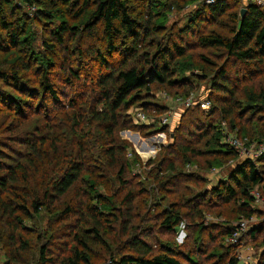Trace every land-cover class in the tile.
I'll return each mask as SVG.
<instances>
[{"label": "trees", "instance_id": "obj_1", "mask_svg": "<svg viewBox=\"0 0 264 264\" xmlns=\"http://www.w3.org/2000/svg\"><path fill=\"white\" fill-rule=\"evenodd\" d=\"M200 1L0 0L4 264H243L244 248L264 264V205L250 195L264 200V154L241 160L220 133L224 122L264 146V8ZM87 61L96 78L79 70ZM229 64L253 69L239 92ZM201 83L209 111L190 107L175 128L160 126V93L199 98ZM134 109L151 120L137 123ZM123 131L171 143L143 161ZM212 168L222 174L208 188ZM251 216L242 243L230 245Z\"/></svg>", "mask_w": 264, "mask_h": 264}, {"label": "built area", "instance_id": "obj_2", "mask_svg": "<svg viewBox=\"0 0 264 264\" xmlns=\"http://www.w3.org/2000/svg\"><path fill=\"white\" fill-rule=\"evenodd\" d=\"M17 1V0H14ZM218 1H224V0H201L200 2L202 4L211 5ZM244 4L250 3L254 4L256 6L264 8V0H242ZM27 11L29 14H33L35 11L34 7H28ZM159 97L161 100H164L166 104H168V111L166 114L161 118L160 120V126H172V119L174 115L177 113L176 108L180 110V113L182 110H185L190 107L198 106L203 111L207 112L209 111L211 104L206 98H196L195 95H191L187 99H180V98H170L164 93H160ZM177 109V110H178ZM132 118L139 124H147L151 118L150 116L146 115L141 109H134V111L131 112ZM220 133L222 136V142L229 147H231L237 154V157L241 160H249L253 161L254 159L258 158L262 154H264V146L259 145L256 143H250L248 139L246 138H239L234 133H230L227 129V126L224 122L220 124ZM163 136V141H161V144H165V135L160 134ZM140 141L147 142L146 139L140 138ZM157 153V149H154ZM139 155V154H138ZM140 157V156H139ZM154 157L153 154L148 157L152 158ZM141 158V157H140ZM143 161H145L143 158H141ZM147 160V159H146ZM234 164L233 162H230L229 165L232 166ZM186 172L191 173L197 170L196 165L187 164L185 167ZM222 172H220L217 168L210 169L206 174L205 177L208 182L212 183L217 181L221 177ZM251 197L253 198L254 205L257 208H262L264 205V200L259 194L258 190L254 189L250 192ZM256 217L251 216L248 219H241L236 224V231L227 239V242L230 245H237L238 243H242V238L246 234L248 228L250 225H253L256 223ZM245 249V248H244ZM244 249L237 251V259L242 262L243 264H257L255 258L252 256V252H249L248 254H244ZM106 264H115L111 261L107 262Z\"/></svg>", "mask_w": 264, "mask_h": 264}, {"label": "rangeland", "instance_id": "obj_3", "mask_svg": "<svg viewBox=\"0 0 264 264\" xmlns=\"http://www.w3.org/2000/svg\"><path fill=\"white\" fill-rule=\"evenodd\" d=\"M133 8L135 9V12H139V11H141V9H142V6L141 5H135V7H134V3H133ZM176 21V16H174V17H170L169 18V21L166 23V27H169V26H171L174 22ZM181 24H182V22H181ZM179 25V24H178ZM37 27V32L38 33H40V36H42L43 35V32H42V28H40V26H36ZM206 28H208V26L206 25ZM212 28H214L213 26H210L209 27V29H212ZM101 46V45H100ZM213 51V54L215 55V53H217L218 54V57H220L221 56V53L220 52H218V51H215V50H212ZM56 53L58 52V50L56 49V51H55ZM193 52H196V54H198V53H201V52H205V53H207V54H209V52L208 51H203V50H201V48L200 47H197L196 49H193ZM61 55V51L59 52V56ZM208 56H210V55H208ZM211 56H213V55H211ZM214 57V56H213ZM216 58V57H215ZM0 60H1V56H0ZM119 60H120V56L119 55H115V56H113V58H111L110 59V64L111 65H113L112 67H116L117 66V64H118V62H119ZM212 60V59H211ZM2 61V60H1ZM25 61V60H24ZM219 60H217V62H218ZM59 64V62H57V65ZM227 68L229 69V72H230V75L228 76V80L230 81V84H231V87H233V88H237L236 90L239 92V90H241V88L243 87V85L246 83L245 82V80H248V79H245L244 77H248L249 75H252L251 73H252V68H248V69H243V67L242 66H238V67H236V68H233L232 69V71H230L231 69H230V64L229 65H227ZM79 70L81 71V73H82V75H84L83 77H85V78H96L97 77V73H96V70H95V67L90 63V62H84V63H82V65H80V67H79ZM232 72H237V75H236V78H234L233 77V74H232ZM198 74L199 72H195V74ZM189 74H187L186 76H188ZM57 76L59 77V74H57ZM181 77H183L184 78V76H181ZM51 79H52V77H51ZM254 81H258L259 80V78H257V77H254V79H253ZM59 81V80H58ZM261 83H263L264 84V77L263 78H261L260 80H259ZM256 85H258V82H256L255 83ZM199 86H203V87H201L200 89H199V95H202V96H200L199 98L201 99H203V98H206V95H207V91L205 92L204 91V89L205 88H209V83H201ZM205 87V88H204ZM7 90V89H6ZM77 90H79V89H77V88H74V91L76 92ZM195 97H197V96H195ZM198 98V97H197ZM162 101V103H164V105L165 106H169L168 104H166V102L164 101V100H161ZM52 105H49V107H51ZM178 108H176V110H177ZM130 112H128V114H129ZM206 122H208V120H206ZM176 125H177V122L176 123H174V125H172L171 127L173 128H175L176 127ZM127 132H129L131 135H128V134H124V138H125V140L126 139H128V140H130V141H132L133 143H134V145L136 146V149H137V151H138V154H139V156L141 157V158H143L144 160H146V159H148V155H152L153 154V149L151 148V147H155V149H157V150H159L160 149V146H166L167 144H170L171 142L169 141V139H168V141H167V137H166V135L164 134V133H162V134H164L165 135V137H166V139H165V144L163 145V144H161V141H163V136H161L160 134H158V135H155V136H152V138H153V140H152V142H144V141H140V139L139 138H137L136 136H134V135H132V133L134 134V133H136V134H138V136L140 137V138H142V139H148V138H150V137H148V138H143V137H141L140 135H139V133H137V132H131V131H127ZM170 132H173V129H171V131ZM121 136V135H120ZM122 137V136H121ZM123 138V137H122ZM123 138V139H124ZM185 139V137H183V140ZM127 140V141H128ZM198 141V139L195 141V143L194 144H192V146H196V148H200L201 146H202V142L201 143H199V144H196V142ZM129 142V141H128ZM169 142V143H168ZM132 144V143H131ZM134 148V147H133ZM199 159H201V158H199ZM213 183H215V182H212V183H210L209 182V184L207 185V187L209 188V186H210V184H213ZM225 209L227 210V209H229V207H225ZM263 209V208H262ZM226 218V217H225ZM218 220V219H217ZM181 237H183V234L181 233L180 234V236H178V241H180L181 240ZM242 250V249H241ZM244 254H248L249 252H251V250L250 249H248V248H245L244 250ZM0 264H4V258H3V253H2V251H1V248H0Z\"/></svg>", "mask_w": 264, "mask_h": 264}, {"label": "water", "instance_id": "obj_4", "mask_svg": "<svg viewBox=\"0 0 264 264\" xmlns=\"http://www.w3.org/2000/svg\"><path fill=\"white\" fill-rule=\"evenodd\" d=\"M245 12H246V9L245 8H243L241 11H240V15H241V17H243L244 16V14H245ZM124 133H127L128 135H131L129 132H127V131H123V132H121L120 133V135L123 137V135H124ZM132 135H134V136H136L137 138H139V136H138V134H136V133H132ZM125 139V138H124ZM126 140H128V139H126ZM152 140H153V138L152 137H150V138H148V139H146V141L149 143V142H152ZM130 143H132V145H133V147H134V149H135V151L137 152V154H138V151H137V149H136V146L134 145V143L132 142V141H130V140H128ZM152 149H153V151H154V155L156 154V152H155V147L153 146V147H151Z\"/></svg>", "mask_w": 264, "mask_h": 264}, {"label": "crops", "instance_id": "obj_5", "mask_svg": "<svg viewBox=\"0 0 264 264\" xmlns=\"http://www.w3.org/2000/svg\"><path fill=\"white\" fill-rule=\"evenodd\" d=\"M181 110V109H180ZM180 110L178 109V110H176L177 111V113L174 115V117H173V119H172V123H173V125H174V123H176V121H177V119H178V114L180 113Z\"/></svg>", "mask_w": 264, "mask_h": 264}, {"label": "bare ground", "instance_id": "obj_6", "mask_svg": "<svg viewBox=\"0 0 264 264\" xmlns=\"http://www.w3.org/2000/svg\"><path fill=\"white\" fill-rule=\"evenodd\" d=\"M124 134H127V133H124ZM123 138H124V135H123ZM151 155H148V157H150Z\"/></svg>", "mask_w": 264, "mask_h": 264}]
</instances>
